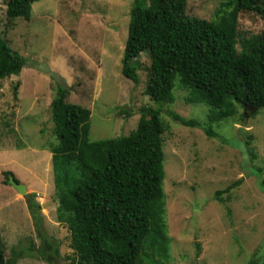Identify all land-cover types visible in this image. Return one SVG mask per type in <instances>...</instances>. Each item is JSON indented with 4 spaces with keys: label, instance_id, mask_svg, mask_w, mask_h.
<instances>
[{
    "label": "rangeland",
    "instance_id": "374dc122",
    "mask_svg": "<svg viewBox=\"0 0 264 264\" xmlns=\"http://www.w3.org/2000/svg\"><path fill=\"white\" fill-rule=\"evenodd\" d=\"M221 2L187 0L185 11L209 21ZM131 3L40 0L32 5L29 21L19 18L5 29V0H0V32L26 59L18 76L0 80V245L7 260L14 250L22 252L15 264H50L42 252L58 254L56 264L79 261L70 230L56 220L59 202L51 154L44 149L54 142L49 105L57 84L69 87V103L90 110V141L128 136L145 119L142 109H157L144 94L150 68L147 48L136 46L128 52L137 84L121 72ZM262 28L260 14L239 16L238 30L245 37L259 35ZM236 47L239 51V43ZM172 94L174 101L160 106L166 127L165 264H247L251 259L264 264V108L250 117L236 107L235 115L209 125L205 105L186 104L188 92L177 84ZM171 112L202 128L209 126L215 136H206L197 126H182ZM5 172L26 186L25 195L5 182ZM238 180L215 199L216 191ZM33 193L39 207L32 214L28 205ZM36 214L43 239L34 223Z\"/></svg>",
    "mask_w": 264,
    "mask_h": 264
},
{
    "label": "trees",
    "instance_id": "16d2710c",
    "mask_svg": "<svg viewBox=\"0 0 264 264\" xmlns=\"http://www.w3.org/2000/svg\"><path fill=\"white\" fill-rule=\"evenodd\" d=\"M38 1L5 0V29L19 18L29 21L32 5ZM186 3L132 0L121 72L137 84L128 52L136 46L147 48L150 68L144 94L157 109H142L145 119L128 136L90 141V110L69 103V87L57 84L49 105L54 142L44 149L51 154L53 186L59 202L56 220L67 225L71 246L79 255V261L70 264L167 262L163 190L166 127L160 118V106L174 101L176 84L188 92L186 104L207 107L209 125L235 115L236 107L250 117L264 108V0H224L209 21L187 16ZM252 13L261 15L263 28L249 39L239 32L238 21L239 16ZM25 65L26 59L10 48L0 32V80L18 76ZM120 113L132 115L124 109ZM169 114L182 126L202 128L196 121ZM240 117L244 118L242 114ZM202 130L208 137L215 136L209 126ZM4 175L8 183L11 173ZM239 182L216 191L215 199ZM31 195L30 213L39 207L35 194ZM33 219L43 239L40 215ZM53 251L56 253V247ZM21 254L14 250L7 260L0 245V264H15ZM40 254L48 263L56 264L58 254ZM247 264L261 263L251 259Z\"/></svg>",
    "mask_w": 264,
    "mask_h": 264
},
{
    "label": "water",
    "instance_id": "95a60500",
    "mask_svg": "<svg viewBox=\"0 0 264 264\" xmlns=\"http://www.w3.org/2000/svg\"><path fill=\"white\" fill-rule=\"evenodd\" d=\"M255 108L251 109V112H255ZM8 183L11 185V187L20 195H25L27 193V188L23 184L16 183L11 177L8 180Z\"/></svg>",
    "mask_w": 264,
    "mask_h": 264
}]
</instances>
